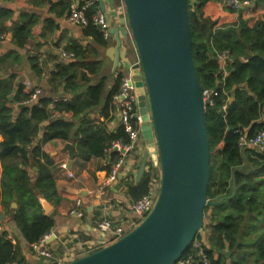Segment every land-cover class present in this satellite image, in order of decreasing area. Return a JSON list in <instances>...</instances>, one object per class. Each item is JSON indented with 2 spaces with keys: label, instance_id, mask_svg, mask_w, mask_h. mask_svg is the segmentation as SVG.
Wrapping results in <instances>:
<instances>
[{
  "label": "crops",
  "instance_id": "1",
  "mask_svg": "<svg viewBox=\"0 0 264 264\" xmlns=\"http://www.w3.org/2000/svg\"><path fill=\"white\" fill-rule=\"evenodd\" d=\"M74 1L0 0V90L8 91L4 104L12 108L14 120L20 116L21 99H28L25 81L39 86L43 98L49 102L47 119L38 124L37 134L26 147L29 160L26 169L35 179L38 171L35 161L39 160L50 171L54 183V191L48 190L52 209L48 214L43 209V214L50 216L54 224L47 247L64 263L90 255L108 244L111 233L97 228L100 221L109 219L120 226L135 223L127 226V230L138 224V216L133 211L135 200L129 194V187L138 184L135 180L137 159H141L148 144L147 137H150L147 130H141V149L136 160L129 158L117 182L99 192L98 186L108 177L109 168L117 157L111 152L120 128L113 91L123 77L129 75V67L138 61V54L134 59L136 49L131 36L122 38L116 67L109 56V49L116 45L113 33L106 40L90 30L99 31L92 24L81 27L70 23L68 6ZM215 1L227 8L225 13L230 11L227 0ZM101 5L108 13L112 29L124 27L127 17L122 0H97L96 6L101 8ZM89 11L94 13L95 9ZM232 13L230 23L242 22L253 27L258 21L264 22V0ZM98 33L101 35L100 31ZM61 71L63 76H59ZM93 96L98 97L97 102ZM64 98L68 101H60ZM89 101L91 105L85 107ZM61 104H71L73 109L62 108ZM58 120L69 124L68 139L54 138L45 142L47 128ZM92 134L95 136L88 140ZM2 140L0 132V142ZM66 144L74 146L76 157L72 162L69 152L64 150ZM38 145L41 156L36 157L33 151ZM83 149L84 157L80 156ZM2 176L0 160V186ZM78 198L82 199L85 209L82 219L70 215ZM14 203L8 210L0 204L3 234L8 240L13 239L15 243L10 241L16 246V258L8 264H50L39 257L22 236L14 218L18 204L14 207ZM209 214L210 211L207 218L205 215L206 228H203L208 247L212 221Z\"/></svg>",
  "mask_w": 264,
  "mask_h": 264
},
{
  "label": "trees",
  "instance_id": "2",
  "mask_svg": "<svg viewBox=\"0 0 264 264\" xmlns=\"http://www.w3.org/2000/svg\"><path fill=\"white\" fill-rule=\"evenodd\" d=\"M224 9L227 8L215 0H188L192 53L199 83L202 90L216 88L220 93L215 106H208L205 114L211 149L208 199L214 202L219 198L220 201L205 207L206 218L210 211L212 221L210 247L204 246V250L209 264H264V153L239 146L241 132L248 137L264 132V22L258 21L253 27L242 22L230 23L232 10L229 8L231 12L225 13ZM92 14L88 12L89 16ZM90 30L102 36L95 29ZM223 52L230 55L225 78L218 57ZM247 53L252 58L244 61ZM59 76H63L62 71ZM118 86L120 89L119 83L114 95L119 92ZM225 93L232 95L227 113L221 111ZM7 94L8 91L0 90V132L3 136L0 142L3 166L0 204L5 210L13 202L18 204L14 214L16 224L27 243L33 244L49 234L54 224L50 216L43 214L36 198V194H40L51 202L48 190L54 191V183L49 169L36 160L35 179L26 169L29 165L26 147L37 134L38 124L47 119L49 102L41 97L33 107L24 106L14 120L12 108L4 104ZM97 100L98 97H94V102ZM61 105L73 109L71 104ZM90 105L91 101L85 107ZM47 129L45 142L69 137L70 126L61 120L51 123ZM94 136L90 135L88 140ZM114 139L126 140L122 128ZM40 147L38 145L33 151L36 157L41 156ZM80 156H85L84 149ZM45 159L49 161L48 157ZM235 168L241 170L235 173L238 189L236 196L231 198ZM150 179V173L146 172L138 184L129 187L133 200L149 194ZM6 237L0 235V264L11 263L16 258V246ZM200 239L197 234L194 241ZM194 252L192 243L179 261Z\"/></svg>",
  "mask_w": 264,
  "mask_h": 264
},
{
  "label": "water",
  "instance_id": "3",
  "mask_svg": "<svg viewBox=\"0 0 264 264\" xmlns=\"http://www.w3.org/2000/svg\"><path fill=\"white\" fill-rule=\"evenodd\" d=\"M127 26L114 27L116 45L109 56L118 67L122 38L131 36L139 63L135 77L142 130L154 131L160 158L161 186L155 207L132 231L102 249L64 264H176L204 228L205 207L217 205L208 199L211 149L206 123V105L193 59V37L188 0H122ZM101 10L105 11L101 5ZM116 15V13H114ZM247 59L252 56L247 53ZM150 129V131H149ZM148 134V133H147ZM70 161L76 154L66 144ZM149 151L144 150L135 180L147 172ZM232 172V195L237 194ZM40 205L52 206L40 194ZM14 207L17 204L14 203ZM201 240L207 246L206 234Z\"/></svg>",
  "mask_w": 264,
  "mask_h": 264
},
{
  "label": "built area",
  "instance_id": "4",
  "mask_svg": "<svg viewBox=\"0 0 264 264\" xmlns=\"http://www.w3.org/2000/svg\"><path fill=\"white\" fill-rule=\"evenodd\" d=\"M257 1L258 0H227V6L234 12H240L243 8H248L252 3ZM96 5L97 0H76L71 2L69 5V21L70 23L81 27H87L91 23L100 31L104 39L108 40L111 36V21L106 10L103 11ZM92 9H95V12L89 16L88 12ZM125 26H127V20L124 22V27ZM218 57L222 68L221 74L225 78L227 76L226 65L230 60V55L228 52H223L220 53ZM247 60L249 59L245 57L244 61ZM138 63L139 58L137 62L129 67V75L123 77L120 83L119 92L113 96V104L118 108L117 119L120 128H122L126 135V140H117L112 144L111 152L117 154V157L114 159L109 168L108 177L98 186L99 192H104L106 188L117 182L118 178L124 172L128 159L131 158L135 161V157L141 149V130L143 124L139 108L141 88L137 86V82L135 81L136 74L139 73L140 75V70L136 69V65ZM24 86L28 91V99L21 102V106H29L32 103H36L41 97H43L42 89L33 82L25 81ZM202 94L206 108L208 106H215L216 99L220 96V93L216 88L204 89L202 90ZM225 95L226 97L221 111L227 113L228 107L232 102V95H229L228 93H225ZM64 100L67 99L64 98ZM57 116L59 117V114H57ZM239 146L241 148L248 147L255 149L259 154L264 153V132H259L254 137H248L246 133L241 132ZM147 172L150 173L151 177L150 191L148 195L135 201L133 204V211L136 213L139 220L135 227H137L150 214L155 207L158 198V191L157 193H153L151 189V186L155 185L154 177L150 171L147 170ZM70 176L73 177V175ZM82 205V199H76L73 208L70 210V215L82 219L85 216V209ZM130 224L134 225L135 223ZM130 224H127L126 226L125 224H122L121 226L115 225L111 220L106 219L97 223V228L103 233H111V239L107 244L110 245L135 228L127 230V226L130 227ZM3 233H5V229L2 224H0V234ZM49 238L50 233L43 236L40 241L31 244L32 250L39 257L47 259L50 264H64V260L62 258L55 256L48 249L47 243ZM9 240L15 243L13 239L9 238ZM193 247L195 249L194 254H189L185 259L179 261L178 264H209L210 260L204 250L203 242L201 240H196L193 242Z\"/></svg>",
  "mask_w": 264,
  "mask_h": 264
},
{
  "label": "rangeland",
  "instance_id": "5",
  "mask_svg": "<svg viewBox=\"0 0 264 264\" xmlns=\"http://www.w3.org/2000/svg\"><path fill=\"white\" fill-rule=\"evenodd\" d=\"M127 40H128V38L125 41H127ZM133 44H134V42H133ZM136 56H137V53L135 51L134 59L136 58ZM149 135H150V137H147L148 144H147V147L145 148L146 150L149 151L147 170L152 173V176L154 177V180H155V182H154L155 185L151 186L152 192L157 193V191H158V196H159L160 186H161V176H160V172L156 171V167H160V158H159V152H158L157 146L156 145L152 146V143L156 142L153 129H151ZM141 160H142V157H141V159H137V165L138 166L136 168V172L139 168ZM152 187H154V188H152ZM201 232H204V229H202L200 231V235H201Z\"/></svg>",
  "mask_w": 264,
  "mask_h": 264
}]
</instances>
